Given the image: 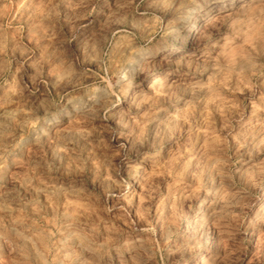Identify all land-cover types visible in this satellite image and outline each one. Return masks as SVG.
<instances>
[{"label":"clouds","instance_id":"obj_1","mask_svg":"<svg viewBox=\"0 0 264 264\" xmlns=\"http://www.w3.org/2000/svg\"><path fill=\"white\" fill-rule=\"evenodd\" d=\"M0 264H264V0H0Z\"/></svg>","mask_w":264,"mask_h":264}]
</instances>
